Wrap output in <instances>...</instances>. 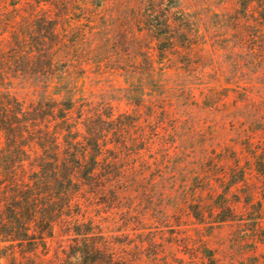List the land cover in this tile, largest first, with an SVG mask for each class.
<instances>
[{
  "label": "trees",
  "instance_id": "1",
  "mask_svg": "<svg viewBox=\"0 0 264 264\" xmlns=\"http://www.w3.org/2000/svg\"><path fill=\"white\" fill-rule=\"evenodd\" d=\"M221 1L226 41L264 54V0ZM198 20L181 0H0V264H183L181 248L220 264L204 231L235 221L233 203L186 182L183 208H161L144 154L180 156L167 76L199 48ZM92 76L123 78L131 110L87 96Z\"/></svg>",
  "mask_w": 264,
  "mask_h": 264
},
{
  "label": "rangeland",
  "instance_id": "2",
  "mask_svg": "<svg viewBox=\"0 0 264 264\" xmlns=\"http://www.w3.org/2000/svg\"><path fill=\"white\" fill-rule=\"evenodd\" d=\"M181 4L200 20L201 35L199 48L178 57L188 58L190 64L167 76V84L173 90L170 101L177 116V133L170 140L175 142L180 156L173 165L172 161H162L158 154L144 152L153 163L146 176H161L159 179L164 180L157 203L168 211L183 208L177 206L180 201L174 198L181 199V186L186 182V190L198 188L208 203L214 201L212 196L233 203L235 221L204 231L214 235L211 247L219 263L264 264V54L234 49L226 41L232 31L221 16V0H181ZM149 83L143 82L144 94L153 103L157 94ZM127 88L123 78L92 76L86 95L111 100L122 112L130 111L122 97ZM11 91L25 97L31 88L20 80ZM142 113L145 125L148 112L142 108ZM170 125L166 123L169 130ZM147 134L151 137V132ZM159 149L155 145L153 152ZM155 156L159 158L157 163L151 159ZM184 228L192 231V226ZM56 248L54 243L52 254ZM195 257L199 260L202 256ZM178 258L184 260L183 264L194 263L182 248Z\"/></svg>",
  "mask_w": 264,
  "mask_h": 264
}]
</instances>
